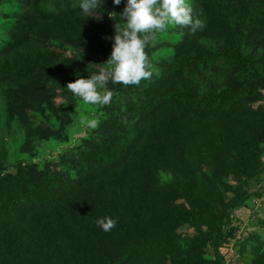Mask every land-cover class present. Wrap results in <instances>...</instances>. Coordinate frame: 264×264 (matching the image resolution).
<instances>
[{
	"label": "trees",
	"instance_id": "obj_1",
	"mask_svg": "<svg viewBox=\"0 0 264 264\" xmlns=\"http://www.w3.org/2000/svg\"><path fill=\"white\" fill-rule=\"evenodd\" d=\"M111 1L87 18L80 0H0V124L24 156L7 166L2 138L0 264H225L264 174V0H188L206 27L158 34L151 79L93 106L67 85L108 67L126 0L112 16ZM51 141L66 148L40 159ZM258 222L242 264H264Z\"/></svg>",
	"mask_w": 264,
	"mask_h": 264
},
{
	"label": "clouds",
	"instance_id": "obj_2",
	"mask_svg": "<svg viewBox=\"0 0 264 264\" xmlns=\"http://www.w3.org/2000/svg\"><path fill=\"white\" fill-rule=\"evenodd\" d=\"M104 2L80 0L81 15L94 17L103 11L101 5ZM113 3L118 6L122 0H113ZM202 16L203 13L197 12L188 0H126L123 12L119 14L124 27L118 28L116 24L112 52L105 63L108 67L87 79H76L67 85V89L85 104L110 105L114 92L108 87L109 83L130 86L151 79L153 71L148 51L155 45L158 34L176 25L195 35L206 27ZM86 126L95 129L98 121H86ZM96 224L109 232L116 227L117 220L103 217L97 219Z\"/></svg>",
	"mask_w": 264,
	"mask_h": 264
},
{
	"label": "rangeland",
	"instance_id": "obj_3",
	"mask_svg": "<svg viewBox=\"0 0 264 264\" xmlns=\"http://www.w3.org/2000/svg\"><path fill=\"white\" fill-rule=\"evenodd\" d=\"M116 5L113 3V0L110 4L105 5V10L108 14H113L115 12ZM100 15L98 12L95 16ZM69 55V53H67ZM57 104H60V99L56 101ZM0 124V144L2 138L5 139L8 149L10 153L8 155L6 164L7 166L13 167V165L18 161H24L22 158L24 156L18 153V147L20 145L21 137L18 130L16 131H5L4 126ZM3 129V130H2ZM84 133L81 135H76V137L83 136ZM66 146H61L59 143L51 141L48 143H43L38 149V156L40 159L56 156L60 150L65 149ZM250 190L253 193H257L259 195L258 198L254 199L251 204L247 207H242L237 209L233 213V220L234 224L239 227V231L236 235V239H233L229 243L223 244L219 252L221 250V254L224 263L229 261V264H242L241 260V253L239 243H242L244 239L248 237L253 231L260 232L259 222L258 219L264 220V174L258 179L253 180L250 183ZM180 232L182 235L187 234L191 235L192 230L188 225H185L181 228Z\"/></svg>",
	"mask_w": 264,
	"mask_h": 264
},
{
	"label": "built area",
	"instance_id": "obj_4",
	"mask_svg": "<svg viewBox=\"0 0 264 264\" xmlns=\"http://www.w3.org/2000/svg\"><path fill=\"white\" fill-rule=\"evenodd\" d=\"M220 254H223V253H221V250H220ZM225 264H229V261L228 262L226 261Z\"/></svg>",
	"mask_w": 264,
	"mask_h": 264
}]
</instances>
